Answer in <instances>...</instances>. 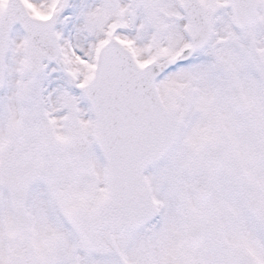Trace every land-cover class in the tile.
<instances>
[{
	"label": "snow or ice",
	"instance_id": "snow-or-ice-1",
	"mask_svg": "<svg viewBox=\"0 0 264 264\" xmlns=\"http://www.w3.org/2000/svg\"><path fill=\"white\" fill-rule=\"evenodd\" d=\"M0 264H264V0H0Z\"/></svg>",
	"mask_w": 264,
	"mask_h": 264
},
{
	"label": "flooded vegetation",
	"instance_id": "flooded-vegetation-1",
	"mask_svg": "<svg viewBox=\"0 0 264 264\" xmlns=\"http://www.w3.org/2000/svg\"><path fill=\"white\" fill-rule=\"evenodd\" d=\"M91 152L94 155V157L97 159L98 163L103 164V161L99 155V152L94 145H92V147H91ZM42 193H43V186L42 185L36 184L30 188V195H32L34 197L39 196Z\"/></svg>",
	"mask_w": 264,
	"mask_h": 264
},
{
	"label": "water",
	"instance_id": "water-1",
	"mask_svg": "<svg viewBox=\"0 0 264 264\" xmlns=\"http://www.w3.org/2000/svg\"><path fill=\"white\" fill-rule=\"evenodd\" d=\"M97 146V145H96ZM98 147V146H97ZM99 148V147H98ZM100 150V149H99ZM100 153H101V155H102V157H103V153H102V151L100 150Z\"/></svg>",
	"mask_w": 264,
	"mask_h": 264
}]
</instances>
